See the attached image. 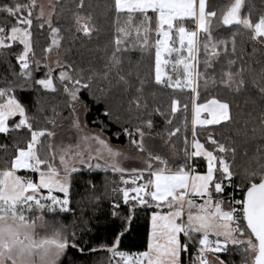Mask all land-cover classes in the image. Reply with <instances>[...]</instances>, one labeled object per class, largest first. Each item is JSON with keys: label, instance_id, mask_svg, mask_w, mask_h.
Segmentation results:
<instances>
[{"label": "snow or ice", "instance_id": "1", "mask_svg": "<svg viewBox=\"0 0 264 264\" xmlns=\"http://www.w3.org/2000/svg\"><path fill=\"white\" fill-rule=\"evenodd\" d=\"M73 2L71 25L63 28L64 6L56 8L60 0L47 11L37 0H0V15L10 20L0 24V135L11 140L0 143L5 154L0 264H63L69 248L84 254L88 245L78 238L75 225L70 232L68 224L56 219L72 211L74 174L83 166L118 174L122 184L131 185L112 189L130 205L123 213L120 202L111 205L109 215L121 220L120 229L132 219L137 203L168 209L152 212L143 251L121 250V232L110 244L88 248L106 252L108 264H184L185 255L189 264H210L208 253L226 264L217 254L229 252L239 256V264H264V11L254 20L252 0H226L219 7L211 0H106L96 8L110 22L112 37L110 50L97 49V69L91 62L84 67L59 56L64 32L74 47L103 31L91 3ZM34 26L50 39L39 55ZM54 49L57 56L50 61ZM134 52L141 54L139 60L132 59ZM145 56L152 58L148 75L141 74ZM41 67L46 71L36 78ZM156 88L191 93V127L184 115L187 103L171 96L161 107ZM202 90L210 98L198 103ZM84 91L120 124L134 156L102 132L85 131L77 109ZM241 95L251 109L235 103ZM57 96L64 98L69 117H63L59 102L50 103ZM60 119H69L75 143L71 137L69 142L57 140ZM198 127L207 131L204 142ZM176 138L183 144V162L168 156ZM249 144H254L251 156ZM244 157L246 166L238 163ZM193 158H202L206 171L197 172L189 164ZM129 159L140 166L124 167ZM238 175L242 183L233 185ZM228 187L246 189L242 200L228 194L229 204L239 207H224ZM84 198L101 199L94 182H85Z\"/></svg>", "mask_w": 264, "mask_h": 264}, {"label": "trees", "instance_id": "2", "mask_svg": "<svg viewBox=\"0 0 264 264\" xmlns=\"http://www.w3.org/2000/svg\"><path fill=\"white\" fill-rule=\"evenodd\" d=\"M106 0H85L86 6L91 3L94 8L97 5H103ZM256 4L257 12L254 13L253 19L255 20L260 11H264V5H262L261 0H252ZM52 3L55 4L56 0H52ZM211 3L214 6H221L226 3V0H211ZM61 5L64 6V12L62 13L61 21L63 28H69L71 25V12L75 10V4L73 0H60V3L56 5L57 11H60ZM86 14L89 9L85 7L83 10ZM100 9L96 8L94 12L96 23L101 25L103 31L100 33L98 38L93 39L92 41H81L78 40L75 42L73 47V42L70 39L69 32H64V41L63 45L60 48V52L63 55V59L71 57L75 59L81 66L87 67L91 62L93 67L99 69L101 67V61L97 59L101 52L97 49L110 50L109 41L112 37L110 22L106 21L103 16L99 14ZM10 22L6 20L2 15H0V24ZM54 24L56 23V18L53 17ZM34 32V45L36 52L39 55L41 50L50 43L47 33L40 34L35 26L33 27ZM72 48V51L69 53L66 49ZM131 57L134 61L139 60L141 54L139 52H134L131 54ZM13 63L15 61L13 60ZM152 64V58L145 56L142 67L141 74L148 75L150 67ZM18 70V69H17ZM3 71V66L0 65V72ZM46 69L43 67L39 71L35 72L36 78H41ZM95 90V89H94ZM156 102L161 105V107L167 105L171 96L178 97L182 104L187 103L188 112L184 115L187 116L189 121H191V109H192V100L191 93L187 91H175L167 88H156ZM210 96L208 93L203 90L198 97V101L206 100ZM232 98V97H229ZM245 96L235 97V103L240 106H244L247 109H251L252 105L249 103L245 105ZM64 98L57 96L55 100H50V103H60V110L62 111L63 117H69V112L63 105ZM80 100L85 104V120L86 123L92 127L97 128L103 132V134L108 138V140L113 144L126 145L128 143V138L124 136L120 130V124L116 123L109 117L104 115V105L102 102L97 101L92 96L89 95L87 91L81 93ZM259 103V102H257ZM15 119V118H13ZM67 119L58 120V125ZM157 121L162 125L163 120L160 117H157ZM40 125L43 126V121L40 122ZM208 130L212 129V126H207ZM198 138L201 142H204L207 136V131L200 129L198 127ZM225 135L229 134L228 132L224 133ZM16 136L17 134H13ZM189 134V139H190ZM0 143H11V140H6L4 136L0 135ZM175 154L172 155L171 152L168 153V156L171 161L174 162H183L184 156L181 149L183 144L179 138L175 139ZM249 156L252 155L254 151V144H249ZM12 149H9L11 152ZM5 154L0 153V167H3V158ZM247 157L243 159L238 158V163L242 166H246L245 162ZM192 164L195 166L196 170L204 172L206 170V163L202 158H193L191 160ZM241 169H237L239 172ZM23 173V172H22ZM35 178V176H34ZM92 181L96 185V192L101 196V199L97 202L95 200H89L84 198L85 193V182ZM242 183L241 177L238 175L233 180V184ZM121 187H130V185H124L121 183L119 175L113 174L110 171L104 172L103 170L93 169L89 171L87 168H82L80 173L74 174V187L72 189V211L68 213L59 214L56 219L63 221L69 225V231L71 232L72 226L75 225L76 231L78 232V238L87 243L88 248L98 247L102 244H110L114 240V236L117 232L122 233V239L119 241V247L121 250H126L129 252L143 251L147 245L148 234L150 232V220L151 214L153 211L159 209L156 208L154 204L152 205H139L137 203L136 208L132 211V219L125 224L124 229H120L119 225L121 220L113 219L109 213L112 210L111 205L114 201L120 202V211L121 213L125 212L130 205H125L122 200V195L118 192H113L114 188ZM242 189L244 192L245 188ZM229 187L225 189V194L228 193ZM225 200V199H224ZM51 218V217H50ZM83 246V245H82ZM193 245H189V250H193ZM88 248L85 249L84 254H80L78 251H75L71 248L68 249V254L66 259L63 261V264H108L107 253L106 252H89ZM221 260H224L226 264H230L231 261H236V264H239V256L234 253L229 252L228 254L219 253ZM189 262V257L184 256V264Z\"/></svg>", "mask_w": 264, "mask_h": 264}, {"label": "rangeland", "instance_id": "3", "mask_svg": "<svg viewBox=\"0 0 264 264\" xmlns=\"http://www.w3.org/2000/svg\"><path fill=\"white\" fill-rule=\"evenodd\" d=\"M37 3L43 5L44 8H45V11H47L50 8V5L53 4L52 3V0H37ZM56 56H57V52L54 49L53 52L49 56V60L51 61V60L56 59ZM59 56L63 60V55H62V53L60 51H59ZM205 101L206 100H201V101H198L197 100L198 103H204ZM77 109H78V113H79L81 122L84 125L86 132H91V133L102 132L101 130H99L97 128L90 127L86 123V120H85L86 107H85V104L81 100H80V103L77 104ZM201 116H202V118H204L206 116V114L205 113H202ZM191 117H192V109H191ZM56 131L58 133V135H57V140L58 141L59 140H63L65 142H69L68 138L71 137L72 138L71 142L72 143H75V132H74V130H72L70 128V121H69V119L63 121L59 125V127L57 128ZM103 136H104V138H106L108 140V138L104 134H103ZM111 144H113V143H111ZM113 145L124 149L128 153L129 156H134L136 154L135 153V149H133L129 145V143H127L126 145H118V144H113ZM174 151H175V149L171 152L172 155L175 154ZM92 163L95 164V161H92ZM134 166H136V167L140 166L139 165V162L136 161V160H132V159H129V160L124 161V167L130 168V167H134ZM82 168H87V167L86 166H83ZM138 183H139V181H138ZM130 195H134V193H131ZM217 255L219 256V254H217ZM207 259L209 260L210 264H219V260H217L216 255H213L212 253H208V258ZM219 259H220V257H219Z\"/></svg>", "mask_w": 264, "mask_h": 264}, {"label": "built area", "instance_id": "4", "mask_svg": "<svg viewBox=\"0 0 264 264\" xmlns=\"http://www.w3.org/2000/svg\"><path fill=\"white\" fill-rule=\"evenodd\" d=\"M189 164L193 166L192 162L189 161ZM24 174V173H21ZM234 185V184H233ZM231 193L233 194L235 200H242L243 199V194L244 192L242 191V189L236 188V187H229L228 193L226 195H224V199L227 202L228 206H234V207H239V205H230L229 201H228V194ZM207 258H208V254H207ZM186 264H189V262H187Z\"/></svg>", "mask_w": 264, "mask_h": 264}, {"label": "crops", "instance_id": "5", "mask_svg": "<svg viewBox=\"0 0 264 264\" xmlns=\"http://www.w3.org/2000/svg\"><path fill=\"white\" fill-rule=\"evenodd\" d=\"M193 167L195 168V166L193 165ZM195 170H196V168H195ZM197 172H200V171H198V170H196ZM206 171V170H205ZM22 173V172H21ZM20 173V174H21ZM35 179V178H34ZM194 199H195V201H196V203H202V200L199 198V197H193ZM224 207L227 209L229 206H228V204H227V202L225 201V204H224ZM155 211H158V212H165V211H168V209L165 207V208H159V209H157V210H155ZM150 231H151V220H150ZM181 239H183V237H181Z\"/></svg>", "mask_w": 264, "mask_h": 264}]
</instances>
